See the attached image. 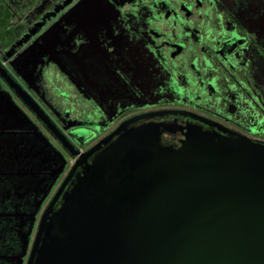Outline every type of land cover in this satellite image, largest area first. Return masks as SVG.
<instances>
[{"label":"water","instance_id":"95a60500","mask_svg":"<svg viewBox=\"0 0 264 264\" xmlns=\"http://www.w3.org/2000/svg\"><path fill=\"white\" fill-rule=\"evenodd\" d=\"M103 10L102 0H81L62 21L88 31ZM59 29L10 60L14 75L33 85L46 58L84 85L99 81L103 56L90 54V43L74 54L57 52ZM226 42L229 53L235 44ZM0 79L10 90L0 85V204H12L21 241L15 264L23 263L36 217L67 162L12 94L78 156L39 218L25 264H264V142L147 123L119 128L108 145L112 136L73 152L1 63ZM164 133L174 142L162 143Z\"/></svg>","mask_w":264,"mask_h":264},{"label":"flooded vegetation","instance_id":"af4514ba","mask_svg":"<svg viewBox=\"0 0 264 264\" xmlns=\"http://www.w3.org/2000/svg\"><path fill=\"white\" fill-rule=\"evenodd\" d=\"M80 1L0 0V63L45 113L56 133L65 136L69 142L64 141L71 151L86 153L112 136L108 145L117 138L115 133L119 128L130 129L147 123L188 125L221 136L234 135L264 142V0H196L198 7L204 4L212 15L215 13L217 20V40L209 51L215 57V75L208 80L201 78L194 59L174 76L163 56L166 54L169 59L190 49L189 39L170 52L158 49L157 42L148 34L149 30L154 31L151 25L146 32L124 18L123 9L133 0H102L105 10L100 17L91 18L88 31L62 21ZM182 1L189 15L193 2ZM56 24L60 25L57 52L69 49L74 54L81 45L90 43L88 52L103 56L99 81L84 85L77 77L71 79L55 64L46 62V58L37 67L34 74L37 80L33 85L14 75L10 60ZM229 39H233L235 46L227 53ZM203 46L201 49L205 51ZM54 79H61L64 89L50 88ZM0 85L10 92L1 79ZM70 95L87 106L84 116L77 117L73 107L65 106ZM12 96L67 162L36 217L35 233L42 212L78 156L71 158L46 127ZM161 141L173 143L174 136L164 133ZM85 142L89 145L83 147ZM106 145H101L86 161L90 162ZM80 169V166L75 168L64 191ZM60 204L61 196L54 208ZM12 213L10 201L0 204V264H15L13 255L18 254L21 247ZM29 251L27 249L22 264L26 263Z\"/></svg>","mask_w":264,"mask_h":264},{"label":"rangeland","instance_id":"374dc122","mask_svg":"<svg viewBox=\"0 0 264 264\" xmlns=\"http://www.w3.org/2000/svg\"><path fill=\"white\" fill-rule=\"evenodd\" d=\"M191 1L193 2L191 4L192 13L188 15L187 10L184 9L182 0H133L123 9L124 18L133 24L137 23L135 28H141L146 32L151 25L154 31L149 30L148 34L154 38L158 44V49H161L164 53L175 50L180 42L188 43L186 39H189L188 46L190 44V49L187 48L186 51L184 50L177 56H169V59L165 57L166 54L161 53V56L164 55L165 63L170 65L174 76L178 72H182L187 63L194 59L196 64H198L201 78L208 80L211 76L215 75V57L210 55L209 51L215 47L214 41L217 40V20L215 13L212 15L206 5L201 4L198 7L196 0ZM140 21H142L141 24H139ZM183 38H185V41ZM201 45H204L203 49L205 51H202ZM53 86L64 89L61 79H54V85H51L50 88ZM55 90L58 92V89ZM70 93H73V91L70 90ZM67 98L68 101L64 103L65 106L73 107V112L77 117L84 116L87 106L82 100L76 99L73 95ZM79 124L82 126L86 125V123ZM86 142L82 144L83 147L89 145ZM85 144L86 146H84ZM34 235L35 233L33 231L28 247L29 250Z\"/></svg>","mask_w":264,"mask_h":264}]
</instances>
